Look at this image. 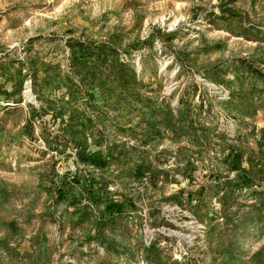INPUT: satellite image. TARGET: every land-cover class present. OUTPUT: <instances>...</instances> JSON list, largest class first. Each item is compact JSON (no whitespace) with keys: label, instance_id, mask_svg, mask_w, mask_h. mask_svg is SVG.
Here are the masks:
<instances>
[{"label":"rangeland","instance_id":"1","mask_svg":"<svg viewBox=\"0 0 264 264\" xmlns=\"http://www.w3.org/2000/svg\"><path fill=\"white\" fill-rule=\"evenodd\" d=\"M0 0V264H264V0Z\"/></svg>","mask_w":264,"mask_h":264},{"label":"crops","instance_id":"2","mask_svg":"<svg viewBox=\"0 0 264 264\" xmlns=\"http://www.w3.org/2000/svg\"><path fill=\"white\" fill-rule=\"evenodd\" d=\"M91 2H94V3H98L99 2V0H91ZM106 3V4H112V3H114V1L113 0H101L100 1V3Z\"/></svg>","mask_w":264,"mask_h":264}]
</instances>
